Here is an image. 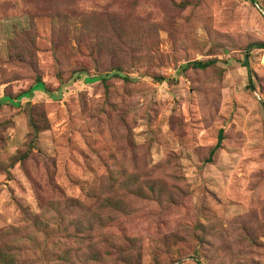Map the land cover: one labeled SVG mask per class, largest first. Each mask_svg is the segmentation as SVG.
Here are the masks:
<instances>
[{"label": "rangeland", "instance_id": "rangeland-1", "mask_svg": "<svg viewBox=\"0 0 264 264\" xmlns=\"http://www.w3.org/2000/svg\"><path fill=\"white\" fill-rule=\"evenodd\" d=\"M255 43L264 0H0V264H264Z\"/></svg>", "mask_w": 264, "mask_h": 264}, {"label": "trees", "instance_id": "trees-1", "mask_svg": "<svg viewBox=\"0 0 264 264\" xmlns=\"http://www.w3.org/2000/svg\"><path fill=\"white\" fill-rule=\"evenodd\" d=\"M254 46H255V47H258V48H264V44H263V43H255ZM213 63H214V60H206V61L195 60V61L192 62L191 66H192L193 68H196V69H205V68L209 67V66H210L211 64H213ZM243 65L248 67L247 62H246V59H245V61L243 62ZM74 73H75V72H74ZM109 76H119V77H121V78H123V79H125V80L128 79L126 76H123V75L120 74L118 71L111 72L110 74H103V75H102L103 79H106V78H108ZM78 78H79L78 73H75L74 76H73V79L75 80V79H78ZM44 87H45V86H44L43 82L40 81V80H37V81H36L32 86H30L27 90H25V91L19 93V94L17 95L16 98L19 99V98L22 97V96H26V95H28L30 92H32V90L40 89V88L43 89ZM8 98H9V97H8ZM32 127H34V126H32ZM34 128H35V127H34Z\"/></svg>", "mask_w": 264, "mask_h": 264}, {"label": "water", "instance_id": "water-1", "mask_svg": "<svg viewBox=\"0 0 264 264\" xmlns=\"http://www.w3.org/2000/svg\"><path fill=\"white\" fill-rule=\"evenodd\" d=\"M221 140H222V129H220L219 132H218L216 145H215V147L209 152V156H208L207 161H211V159H212V155H213L214 151L216 150V148L220 145Z\"/></svg>", "mask_w": 264, "mask_h": 264}]
</instances>
